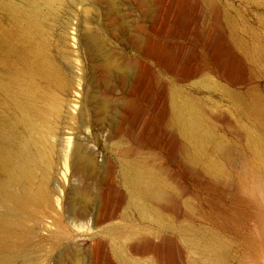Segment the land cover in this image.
I'll return each mask as SVG.
<instances>
[{
  "label": "bare ground",
  "instance_id": "1",
  "mask_svg": "<svg viewBox=\"0 0 264 264\" xmlns=\"http://www.w3.org/2000/svg\"><path fill=\"white\" fill-rule=\"evenodd\" d=\"M157 1H81L84 12L91 6L105 11L110 34L122 38L124 51L108 48L95 35H87L81 46L105 80L130 99L121 103L82 91L75 115L69 109L77 107V100H67L73 74L57 57L63 53V34L55 35L69 0H0L8 18L0 22V264H37L36 252L45 244V258H55V264H89L73 233L86 226L91 230L87 255L99 253L106 257L103 264H152L136 246L143 233L170 234L184 251L185 261L154 255V264H248L250 239L243 252L235 247L239 230L256 237L264 224V94L249 76L235 79L209 66L188 73L170 70L156 46L144 40V25L158 6L169 4L166 13L175 18L185 9L179 0ZM203 1L212 5L216 0ZM167 44L159 52L168 51ZM148 58L158 66L151 71L155 77L168 74L177 83L163 82L159 99L145 106L130 75L133 68L143 71ZM191 76H201L200 84L219 91L235 118L214 113L208 98L193 95L184 83ZM148 89L149 95L157 94L156 87ZM151 112L175 134L182 163L148 131ZM66 117L71 133L76 123L86 126L93 145L77 141L72 147V174L85 185L72 188L66 218L57 211L47 221L51 170ZM106 130L108 137L101 138ZM99 147L106 148L105 158H98ZM98 181L117 186L113 208L107 192L97 201L93 183ZM61 199L55 200L59 208ZM42 230L47 231L44 239Z\"/></svg>",
  "mask_w": 264,
  "mask_h": 264
},
{
  "label": "rangeland",
  "instance_id": "2",
  "mask_svg": "<svg viewBox=\"0 0 264 264\" xmlns=\"http://www.w3.org/2000/svg\"><path fill=\"white\" fill-rule=\"evenodd\" d=\"M73 1L69 0V4L61 13V18L56 21L55 35L60 31L63 34V53L58 52L57 57L65 68H67L69 73L71 70L73 74V89L68 93L67 100L71 98L77 100V107L69 109V114L77 115L80 110V101L83 96L82 91L94 92L101 97L114 96L117 97L119 101L121 100V103L130 99V97L123 93L120 88L116 89L114 82L105 80L100 74L99 69L91 64V58L84 47L81 46V41H83L87 35H95L98 36L108 48L110 47V49L117 52L121 50L124 51L122 38L110 34L108 19L104 14L105 11L101 10L98 6H91L88 12H84L82 0ZM151 1L152 3L158 2L157 0ZM179 1L183 2L180 3ZM179 1L176 0V2H179V5L185 9L184 15L182 14L183 16L181 15V17L178 18L171 17L166 13L167 9H169V4L167 6L157 5L158 9L156 15L144 25V40L151 41L156 46V55H161L170 70L173 69L172 71L175 73H188L196 67L209 66L212 67L214 71L224 70L235 79H239L242 76H249L252 83L258 85V88L261 90L260 92L264 94V0H216L212 5L203 0ZM66 20L67 23H65ZM0 22H8V18L1 8ZM131 23L135 24L136 21L131 18ZM162 43L170 46L168 51H165V48L162 47L163 50L159 52V47L162 46ZM154 63L152 58H148L147 64L145 65L147 66V70L145 66L143 67L145 72H148V69H150L148 75H146L143 68V71H139L140 69L138 70L137 68L131 70L133 74L131 73L130 76L132 77L133 75V78L130 77V82L134 84L135 88L137 87L140 89L138 102L145 106L147 101L152 100L151 102L155 103L159 99L158 91L163 82L177 83V81L168 74H163L158 77L159 79L155 77V73L152 74V72H156L158 66ZM150 74L152 78H150V80L152 81L147 80ZM200 81L201 76H191L184 83L193 95L208 98L214 113L227 116L230 115V117L233 118L235 113L232 104L221 95L219 91H215L208 88L206 85L200 84ZM150 85L156 87L157 94L154 96L148 93V87H150ZM76 91L77 94H75ZM145 95H149L150 97ZM216 110L219 112H216ZM151 114L153 117V126L150 129L148 128V131H150V133L155 132L159 135L160 141L165 148L179 159V153H177L175 149L179 147L175 134L162 125L159 117L160 115L157 112H151ZM69 124H72V121L67 118L66 126H63L61 134L63 140H58L55 154L56 160L51 170L50 187L53 200L48 212L49 216L46 218L47 221H50L51 217L54 216L57 211L66 218L69 212L68 198L72 188L85 185V182L80 181L72 174L70 154L72 147L77 141L83 142L85 145H93L91 134L81 122L76 123V130L71 133L67 127ZM108 133L107 130L104 131L101 134V138H103V136L104 138L108 137ZM96 152L99 159L106 157V148H96ZM178 162L182 163L181 159H179ZM175 166L177 167V165ZM100 181L96 182V184L93 183V193L96 195V199L99 202L101 195L107 192L110 198V208H113L117 204L119 195L117 194L118 188H116V185L104 184ZM58 196L62 198L60 208L55 201ZM46 227L48 229L51 228L49 224H47ZM247 231L248 230H239L237 232V246L235 249L240 253L243 252L244 246L247 247L249 238L251 244L249 249L251 251V257H248V264H264V224L262 225V229H259V234L256 235V237H250ZM73 233L76 235L74 241L79 243V247L85 249L88 254V249L91 245V240L88 237V234L91 233L90 227L88 228L86 226L80 230L73 229ZM45 235H47V231L42 230L41 237L43 239ZM85 242L87 243L84 245ZM43 243L45 244L46 242L44 241ZM45 246L43 245L36 252L38 257L36 261L37 264H55V258H45L49 245L45 244ZM136 246L140 253H142L141 257L144 258L146 262L152 264H154V255L164 258V260L180 261L181 259H185V254L184 251H182L179 240L170 234L161 233L156 238L153 235L151 236V234L143 233L136 240ZM87 254L85 255V259L89 264H103L106 260V257L101 255L100 257L99 253H94L91 258H89Z\"/></svg>",
  "mask_w": 264,
  "mask_h": 264
}]
</instances>
